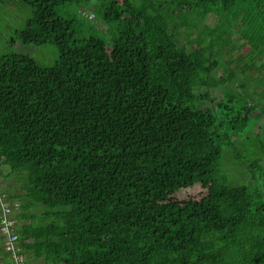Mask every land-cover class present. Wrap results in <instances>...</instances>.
<instances>
[{
  "label": "trees",
  "instance_id": "trees-1",
  "mask_svg": "<svg viewBox=\"0 0 264 264\" xmlns=\"http://www.w3.org/2000/svg\"><path fill=\"white\" fill-rule=\"evenodd\" d=\"M20 2L18 39L59 53H0L1 183L27 260L264 264V0ZM231 148L252 174L235 186ZM194 183L205 199L169 204Z\"/></svg>",
  "mask_w": 264,
  "mask_h": 264
},
{
  "label": "rangeland",
  "instance_id": "rangeland-1",
  "mask_svg": "<svg viewBox=\"0 0 264 264\" xmlns=\"http://www.w3.org/2000/svg\"><path fill=\"white\" fill-rule=\"evenodd\" d=\"M92 10L95 11L93 6L84 13L93 14L94 12ZM31 13L32 10L26 5L22 4L20 0H0V53L21 52L35 58L42 65H51L59 58L58 50L53 45H27L23 44L18 39L19 31L23 28L25 22L31 16ZM250 145L257 152L261 151V144H259L256 139H251ZM233 151V148L226 149L222 160V166L224 167L223 169L229 175V180L231 182L229 181L228 183L231 186L245 183L246 181L250 180L252 175L248 167L244 163H241L243 161L240 162L239 159H235L233 156H231V154H234ZM240 151H242V148ZM209 187V184L194 183L192 185H186L183 188L171 193L169 204L172 207H177L188 203L202 201L208 196L210 189ZM208 203L209 202H205L203 204L200 203V211L204 212L206 210L211 211L215 209L212 204Z\"/></svg>",
  "mask_w": 264,
  "mask_h": 264
},
{
  "label": "built area",
  "instance_id": "built-area-1",
  "mask_svg": "<svg viewBox=\"0 0 264 264\" xmlns=\"http://www.w3.org/2000/svg\"><path fill=\"white\" fill-rule=\"evenodd\" d=\"M1 181L0 173V240L2 252L11 258L13 264H29L19 246L17 231L18 220L16 215L20 212L21 202L10 199L4 193Z\"/></svg>",
  "mask_w": 264,
  "mask_h": 264
},
{
  "label": "crops",
  "instance_id": "crops-1",
  "mask_svg": "<svg viewBox=\"0 0 264 264\" xmlns=\"http://www.w3.org/2000/svg\"><path fill=\"white\" fill-rule=\"evenodd\" d=\"M2 243L0 242V246ZM0 264H13L11 258L4 254L2 251H0ZM30 264H45L44 260L42 258L38 259H30Z\"/></svg>",
  "mask_w": 264,
  "mask_h": 264
}]
</instances>
